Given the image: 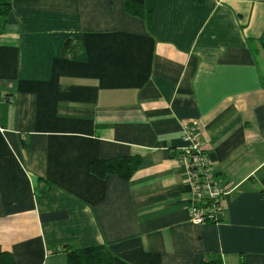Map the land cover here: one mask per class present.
<instances>
[{
    "label": "crops",
    "instance_id": "obj_1",
    "mask_svg": "<svg viewBox=\"0 0 264 264\" xmlns=\"http://www.w3.org/2000/svg\"><path fill=\"white\" fill-rule=\"evenodd\" d=\"M9 1L0 255L67 264L63 246H104L114 264H264V0ZM193 123L227 189L216 224L189 221ZM118 157L139 159L127 181L91 173Z\"/></svg>",
    "mask_w": 264,
    "mask_h": 264
},
{
    "label": "built area",
    "instance_id": "obj_2",
    "mask_svg": "<svg viewBox=\"0 0 264 264\" xmlns=\"http://www.w3.org/2000/svg\"><path fill=\"white\" fill-rule=\"evenodd\" d=\"M181 140L184 144L180 149L181 160L187 167L192 192L189 221L196 226L216 224L223 210L222 199L227 189L215 177L203 148L201 131L195 123L184 129Z\"/></svg>",
    "mask_w": 264,
    "mask_h": 264
},
{
    "label": "trees",
    "instance_id": "obj_3",
    "mask_svg": "<svg viewBox=\"0 0 264 264\" xmlns=\"http://www.w3.org/2000/svg\"><path fill=\"white\" fill-rule=\"evenodd\" d=\"M11 10L9 0H0V31L5 26L7 16ZM125 11L133 16L147 19L150 22V13L131 2H125ZM69 41L65 42V47ZM260 46L264 52V32L260 38ZM139 159L132 157H118L109 160H100L91 163L90 171L93 175L104 178L106 175H116L122 181H127L132 174L139 168ZM62 250L66 253L67 264H114V257L104 246H94L87 248H72L63 246ZM0 264H14L9 254L0 255ZM199 264H222L219 257L209 256Z\"/></svg>",
    "mask_w": 264,
    "mask_h": 264
}]
</instances>
